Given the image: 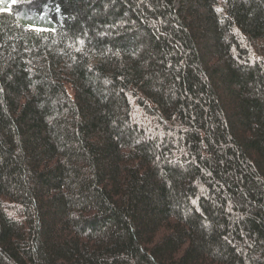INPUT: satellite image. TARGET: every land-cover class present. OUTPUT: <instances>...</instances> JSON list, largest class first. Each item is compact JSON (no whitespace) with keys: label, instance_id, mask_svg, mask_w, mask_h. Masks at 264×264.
Returning a JSON list of instances; mask_svg holds the SVG:
<instances>
[{"label":"trees","instance_id":"16d2710c","mask_svg":"<svg viewBox=\"0 0 264 264\" xmlns=\"http://www.w3.org/2000/svg\"><path fill=\"white\" fill-rule=\"evenodd\" d=\"M0 264H264V0H0Z\"/></svg>","mask_w":264,"mask_h":264}]
</instances>
